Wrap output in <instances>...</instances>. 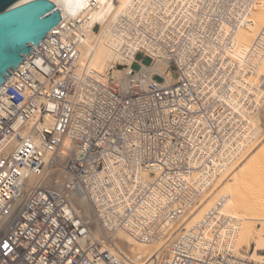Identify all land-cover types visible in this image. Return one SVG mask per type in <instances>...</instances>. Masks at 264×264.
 <instances>
[{"label": "built area", "instance_id": "1", "mask_svg": "<svg viewBox=\"0 0 264 264\" xmlns=\"http://www.w3.org/2000/svg\"><path fill=\"white\" fill-rule=\"evenodd\" d=\"M131 1L122 79L78 65L84 0L0 86V264H264L218 206L186 223L258 139L261 0Z\"/></svg>", "mask_w": 264, "mask_h": 264}, {"label": "bare ground", "instance_id": "2", "mask_svg": "<svg viewBox=\"0 0 264 264\" xmlns=\"http://www.w3.org/2000/svg\"><path fill=\"white\" fill-rule=\"evenodd\" d=\"M50 1L55 3L58 9L61 10L65 16L74 12L82 11L84 9V3H83L84 0H50ZM97 1H100L104 6H102L99 13L92 16V19L90 20L88 26L84 27L86 39L83 42L80 51L78 65L82 68L87 67L88 69L95 70L98 73L108 75L107 74L108 71H110L117 62L120 64H125L127 62L131 63L133 57L132 54H129L127 50V46L129 43L128 31L130 29V24H131L130 22L136 23L141 21L142 19L138 14L130 13L125 9L132 2L131 0H119L121 4L117 9L114 7L113 0H97ZM258 6L260 8V12L258 14V20L259 22L264 24V0H261ZM98 21L104 23V25H108L109 23L113 24V29L109 31L105 30L101 35L102 37L96 36V34L92 33L91 28ZM117 24H121V25L117 27ZM248 36H249L248 33L241 35V37L243 38L246 37L244 43L246 46L251 42V38H252ZM115 72L117 75L121 76L124 71L119 69L116 70ZM262 72H264L263 68H262ZM124 87H126V85H124ZM262 105L264 106V102ZM261 130L262 129L259 126V131H258L259 136L257 135L258 139L253 141L252 143L253 146L256 142L259 141V138L262 137L261 132L263 130L262 131ZM252 145H250L248 149ZM65 146H68V142L65 143ZM247 151L246 153L248 154ZM262 152L263 153L260 152V154H262L263 156L261 155L260 156L263 157L264 159V146ZM246 153H244L245 155L243 159L245 158ZM255 158H253L252 160L249 159L247 163L241 165V167L237 170V172L233 174L232 178H230L229 181H226L227 182L226 186L222 188V191L220 190L221 194L219 196L218 195L215 196V199L218 198L217 199L218 201H216V203H212L213 206L211 207L215 209V207L218 206L222 214H224L226 217L232 218L237 223L238 226L237 240H238V244L240 245L241 243L244 244L243 242H247V240L250 238L249 236L252 231H255L257 233L256 230L257 223L260 222L264 226V177L262 175L257 176V169L259 168L261 163L258 161L259 159L257 160ZM254 159L256 160V164L255 162H253ZM258 163H260V165ZM257 165H259L258 168ZM233 167L235 168L236 165ZM231 168L228 171L231 172V170L234 169ZM255 173L257 177L255 176ZM225 176H222L220 180L223 181V179H225ZM84 207L87 211L90 210L87 203L84 204ZM206 207H209V205H207ZM205 208L202 209L203 211L201 213H203L206 210ZM207 212L208 211H206L204 215ZM201 213L199 215H201ZM194 222L195 221L193 222L191 221L189 223L192 224ZM263 231L264 229L261 231V233ZM257 236H259L257 239L258 244L256 246L257 251L254 252L252 256L251 255L249 256L251 257V259L254 260L262 259L259 250H262L264 248V232L260 234V232L258 231ZM120 237L123 240L126 239V241H128L130 244L133 243L132 240H130L124 234H120ZM159 250L160 247L157 246H154V248L151 250L148 247L142 245H136V251L133 250V252L136 256L141 255L144 258V260H149L151 259L152 256L158 253Z\"/></svg>", "mask_w": 264, "mask_h": 264}, {"label": "water", "instance_id": "3", "mask_svg": "<svg viewBox=\"0 0 264 264\" xmlns=\"http://www.w3.org/2000/svg\"><path fill=\"white\" fill-rule=\"evenodd\" d=\"M61 20L50 0H0V86Z\"/></svg>", "mask_w": 264, "mask_h": 264}, {"label": "rangeland", "instance_id": "4", "mask_svg": "<svg viewBox=\"0 0 264 264\" xmlns=\"http://www.w3.org/2000/svg\"><path fill=\"white\" fill-rule=\"evenodd\" d=\"M137 60L138 61H143L145 64H149V61L143 56V55H139L138 57H137ZM134 68L137 70V69H139V66L138 65H135L134 66ZM123 70V65L122 64H120V63H116L115 65H114V67L110 70V71H108V75H113V76H115V77H118L119 79H122L123 77H124V75H125V71L123 72V74L120 76V75H117L116 74V70ZM113 70H115V71H113ZM263 70H264V67H263ZM262 72V71H261ZM264 72H262V74L261 75H263L264 76V74H263ZM171 76L172 77H176V75H175V73H172L171 74ZM158 81H160V82H163L164 81V79L163 78H161V77H157L156 78ZM123 82V86L124 85H126L125 84V82L124 81H122ZM263 109V110H262ZM262 111V112H261ZM261 111H260V117H259V126H260V128L263 130H261L262 132H261V135H262V137H260L259 138V141L258 142H256L255 144H254V146L252 145L249 149H248V154L246 153V156H245V158L244 159H242L241 160V162H238L237 164H236V167L234 168V167H232V168H234L233 170H231V172L230 171H228L224 176H225V179H223V181L222 180H220L219 181V183H217L208 193H207V195L204 197V200H203V202H202V205L198 208V209H196L195 211H192L191 213H189V215H188V217H187V219H186V223L188 224V226H191L192 224H190L189 222H193V221H196L197 219H198V217H199V219H201L202 218V216L204 217V213L206 212V211H208V209H210L212 206H213V204L212 203H216V201H218L217 199L218 198H216L215 199V196L216 195H220L221 193H220V190L222 191V188L224 187V186H226V181H229L230 180V178H232V176H233V174L235 173V172H237V170L241 167V165H243V164H245V163H247L248 162V160L249 159H251L252 157L253 158H255V156H256V158L255 159H259L258 161L261 163V165H260V163H258L259 165H257V168H258V166H259V168L257 169V176L258 175H262L263 177H264V159H263V157H261V156H263L262 154H260V152L261 153H263L262 152V149H263V146H264V106L261 108ZM261 138H262V140H261ZM263 142V143H262ZM251 150V151H250ZM261 150V151H260ZM256 153V154H255ZM258 155V156H257ZM261 155V156H260ZM258 157V158H257ZM248 158V159H247ZM252 158V159H253ZM251 159V160H252ZM253 160V162H255V164H256V160ZM262 160V161H261ZM255 164H253V165H255ZM263 165V166H262ZM235 166V165H234ZM231 168V169H232ZM255 176H256V173H255ZM256 176V177H257ZM224 178V177H223ZM224 182V183H223ZM221 185V186H220ZM217 186V187H216ZM217 189H216V188ZM216 189V190H215ZM211 192V193H210ZM210 194V195H209ZM209 195V196H208ZM208 196V197H207ZM214 197V198H213ZM213 200V201H212ZM207 201V202H206ZM210 201V202H209ZM210 203V204H209ZM207 205H209V207H206ZM206 207V208H205ZM206 209L203 213H201L203 210L202 209ZM201 213V215H199ZM203 214V215H202ZM199 215V216H198ZM198 219V220H199ZM263 226V224L262 223H257L256 224V230H257V233L255 232V231H252L253 232V234H252V232H251V234H250V238L247 240V242H243L244 244H242L241 243V245L239 244V248L240 249H242V250H244L245 251V253H247V254H249V252H250V249L252 248V249H254V246H257V239H258V237L259 236H257L258 235V231L260 232V234H262L261 233V231L264 229V226ZM263 228V229H262ZM261 230V231H260ZM125 241H126V239H125ZM256 241V242H255ZM130 244V243H129ZM247 244V245H246ZM128 245V244H127ZM132 245V244H131ZM154 247H151V248H149V249H153ZM132 249L134 250V251H136V246H132ZM131 249V250H132ZM132 250V251H133ZM252 254H253V252H251V256H252Z\"/></svg>", "mask_w": 264, "mask_h": 264}, {"label": "crops", "instance_id": "5", "mask_svg": "<svg viewBox=\"0 0 264 264\" xmlns=\"http://www.w3.org/2000/svg\"><path fill=\"white\" fill-rule=\"evenodd\" d=\"M139 55H143V54H138L137 56H136V60H137V57L139 56ZM145 58H146V56L145 55H143ZM147 59V58H146ZM138 61V60H137ZM135 65H138V64H135ZM148 65V64H147ZM139 66V65H138Z\"/></svg>", "mask_w": 264, "mask_h": 264}, {"label": "trees", "instance_id": "6", "mask_svg": "<svg viewBox=\"0 0 264 264\" xmlns=\"http://www.w3.org/2000/svg\"><path fill=\"white\" fill-rule=\"evenodd\" d=\"M150 62V59H147Z\"/></svg>", "mask_w": 264, "mask_h": 264}]
</instances>
